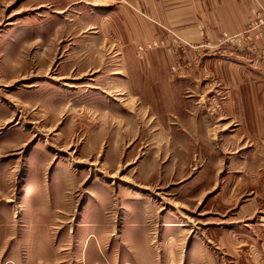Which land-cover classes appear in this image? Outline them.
Listing matches in <instances>:
<instances>
[{"label":"rangeland","instance_id":"obj_1","mask_svg":"<svg viewBox=\"0 0 264 264\" xmlns=\"http://www.w3.org/2000/svg\"><path fill=\"white\" fill-rule=\"evenodd\" d=\"M119 4L0 0V264H264V134L206 69L239 41Z\"/></svg>","mask_w":264,"mask_h":264},{"label":"crops","instance_id":"obj_2","mask_svg":"<svg viewBox=\"0 0 264 264\" xmlns=\"http://www.w3.org/2000/svg\"><path fill=\"white\" fill-rule=\"evenodd\" d=\"M123 2L124 4L118 5V11L113 12L122 24L134 26L135 22H131L129 8H139L145 11L143 14L148 19L174 26L190 41L200 40V35L206 32L213 43H216L222 33L236 36L245 30L256 12L264 9V0H123ZM144 20H142L144 33H139L141 36H147L153 31L152 24ZM133 32L131 40L138 38L134 28ZM238 41L236 51L228 54L238 63L214 59L206 65V69L222 80L228 87L230 96L240 95L244 98L243 102L232 101L231 110L235 114L229 116L230 119L246 124L249 120H255L256 125L253 126L257 130V135H263L264 57L260 58L259 50L251 47V52H248L245 49L248 42L245 40ZM257 46L264 49V36L258 41ZM249 93L257 99L259 111L257 114L248 111L246 99L251 97Z\"/></svg>","mask_w":264,"mask_h":264},{"label":"built area","instance_id":"obj_3","mask_svg":"<svg viewBox=\"0 0 264 264\" xmlns=\"http://www.w3.org/2000/svg\"><path fill=\"white\" fill-rule=\"evenodd\" d=\"M258 17L256 18V20L253 22V24H251L246 30L238 33L236 36H233V40H245L248 37V33L250 31H252L253 29H258V34L257 36L254 38L255 42H252V48L254 50H259L260 53H262V51H264V49H260L257 46V41L262 38L263 36V32H264V13L261 12L259 14H257ZM252 40V38H251Z\"/></svg>","mask_w":264,"mask_h":264}]
</instances>
